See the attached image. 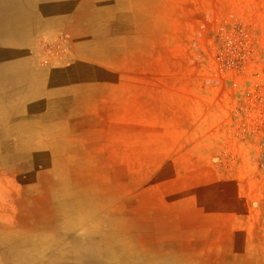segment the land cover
I'll return each instance as SVG.
<instances>
[{
	"label": "rangeland",
	"instance_id": "rangeland-1",
	"mask_svg": "<svg viewBox=\"0 0 264 264\" xmlns=\"http://www.w3.org/2000/svg\"><path fill=\"white\" fill-rule=\"evenodd\" d=\"M59 6L70 20L56 11L29 51L35 66L76 79L55 94L66 106L50 98L60 122L36 139L44 147L17 150L15 135L1 138L0 233L9 226L64 248L66 222L80 237L115 224L137 248L194 264H264V0L138 1L130 50L127 23L80 28L85 3ZM115 39V65L83 53L81 41L105 50ZM13 152L33 157L5 161ZM45 257L33 253L36 263Z\"/></svg>",
	"mask_w": 264,
	"mask_h": 264
},
{
	"label": "bare ground",
	"instance_id": "bare-ground-1",
	"mask_svg": "<svg viewBox=\"0 0 264 264\" xmlns=\"http://www.w3.org/2000/svg\"><path fill=\"white\" fill-rule=\"evenodd\" d=\"M40 1H41L40 2L41 4H44L48 0H40ZM61 1L63 0H60V2ZM65 1L68 2L69 0H65ZM78 1L79 3H85V6L87 8L85 7L84 10L87 13V17L85 21L82 20L83 22L79 24L77 23V25H75L76 27L81 28L82 26H85L86 28L89 27V29L92 27L97 29L99 22L105 19H107V21H110V22L114 21V23L116 21L117 22L123 21L127 23L128 25H130L129 27H127L128 31L125 32L126 33L125 35L127 38L126 39L127 45L129 49L128 37L131 34V33H128L129 29H131L132 27L136 28L138 31H140L141 29V25L139 26V28H137V25L133 26V21H134V17H132L133 3L135 4V3H138L139 1L141 4L143 3L144 5L147 0H78ZM46 13L45 15H48V13L47 14ZM144 13H145V10H143V12L138 15V17L135 16V22L137 20L138 22L142 20L141 18L142 16L140 15L144 16ZM67 19L70 20V15L67 17ZM55 22H57L56 19H55ZM117 29L121 31L120 24L118 25ZM89 34L90 33L87 32L86 36H91ZM113 37H114V33H113ZM117 40L118 39H115L114 41H110L109 46L105 50L104 49L100 50L98 48L100 45L98 43L102 41H94L96 45V49L94 48L93 50L89 49L90 44H88L87 41H81L82 46H83V53L90 54L96 61L97 60L103 61L105 63L115 65L116 64V54L120 53L121 51L120 46L118 47L113 46V43L116 44V42L118 43L120 42ZM76 67L77 66L74 65L72 69L74 70ZM71 73H72V70H71ZM66 75L67 74H65L63 70L58 71V73L56 74L54 93L53 91H50L49 92L50 95L53 94V97H56L55 95L56 93H62L64 94V96L67 94V83L68 84L72 83L76 78L72 77V75L71 76L70 75L66 76ZM47 84H48V87L51 88V82H47L46 85ZM52 84H54V82ZM40 114L42 115L41 112ZM34 124L35 123L30 122V121L26 123L9 124V126H7L5 130L9 132L14 131V133H16L17 135L20 134L21 132L22 134L24 133L23 135L25 136V133L29 135V134H33L34 131H36ZM42 125L43 123L39 124V128H38L40 129V132L38 133L39 135L42 134V131H41ZM24 136L23 137L18 136V138L15 140L16 147L14 148L25 150L30 146L39 147V148L44 147L42 145H38V143L36 142L37 137L31 136V137L24 138ZM8 148H10V146H8ZM22 155H31L33 157V153L32 154H21L17 156H22ZM17 156H14V155L12 156L9 154L5 156L4 160L8 161L11 159V157H17ZM3 158L4 156L1 157L2 160ZM64 196H67V194L64 193ZM82 205L84 204L79 202V203L74 204L73 206H77V207L79 206V208H81ZM73 206L69 204V206L67 205V209H63V211L67 210V213H66L67 216L70 214V212L74 211V209L72 208ZM98 207L100 206L94 205L93 207L89 209L82 210L83 217L78 219L76 221V224L83 223L84 222L83 220L87 219L88 217L87 215L90 214L92 211H96ZM66 225H67V231L61 232L60 234L61 236H67V238H69V244L68 245L64 244L65 246L64 248L63 247L61 248L60 245H63V244H59V240H57L56 244L54 242L56 240L47 241L45 240V238H41L37 242L34 239V234L23 233L20 236L19 234L17 235L14 232V229H11L12 231L9 232L10 227L5 226L4 229L6 230V232L4 234L0 233V257L2 259H5L8 262H10L11 260V263H7V264H194L193 262L186 261V259H184L182 256H177L175 253H171L170 251L171 249H168L167 251L161 250V249L149 250V249H146L145 244L140 243V242L138 244L139 247L137 248L136 247L137 244L132 241L129 234H126L127 236H123L124 234L118 235L114 233L113 229L115 228V224L110 225L109 230H105L103 232L94 230L93 228V230L88 231L85 234V237L73 236V234L70 233L75 223L71 224L69 222L68 223L66 222ZM118 227L120 226L118 225ZM47 234H45V236H48ZM55 246L56 248H54ZM57 247L59 248V250L57 249ZM36 252L46 253V257L41 262L38 261V263H36L35 259L33 258V253H36Z\"/></svg>",
	"mask_w": 264,
	"mask_h": 264
},
{
	"label": "crops",
	"instance_id": "crops-1",
	"mask_svg": "<svg viewBox=\"0 0 264 264\" xmlns=\"http://www.w3.org/2000/svg\"><path fill=\"white\" fill-rule=\"evenodd\" d=\"M40 2V0H0V125H2L0 127V139L10 138L13 135L16 136V139L18 136L23 137L24 133L20 132L17 135L14 131L8 132L5 129L9 124L29 121L37 123L38 128L39 124L43 123L42 134L48 133L51 129L50 124L60 122L55 116L57 113L56 106H66V101L56 102L50 93L46 97L43 94L46 83L54 82L57 72L53 68L35 66L39 64L38 55L36 56L33 51H29V48L38 41V36L49 33L55 27L54 13L62 10L64 17H67V8L60 9L59 6L57 9L56 7L58 4L67 6V1L48 0L44 4ZM46 12L48 15H45ZM47 65L49 62H45L43 67H48ZM48 88L49 92L52 91L50 87ZM50 98L56 103L53 113L50 110L52 106H49ZM38 109L50 111L41 115V111L39 112ZM35 124L36 131L29 134L28 137H39L40 129ZM6 144L2 139L0 140L1 148L7 149ZM14 147L16 146L14 145ZM10 149L13 148H8V150ZM14 153L10 155H21L17 152ZM18 159L19 156L11 157L7 162H16Z\"/></svg>",
	"mask_w": 264,
	"mask_h": 264
}]
</instances>
